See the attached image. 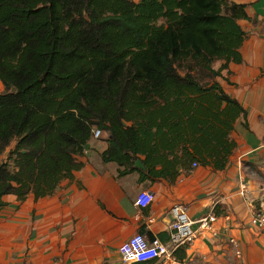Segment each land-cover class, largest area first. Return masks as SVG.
I'll return each instance as SVG.
<instances>
[{
	"label": "trees",
	"instance_id": "1",
	"mask_svg": "<svg viewBox=\"0 0 264 264\" xmlns=\"http://www.w3.org/2000/svg\"><path fill=\"white\" fill-rule=\"evenodd\" d=\"M246 6L0 0V207L71 178L96 127L108 136L104 161L131 165L161 148L222 168L233 142L220 103L234 102L212 63L239 60Z\"/></svg>",
	"mask_w": 264,
	"mask_h": 264
},
{
	"label": "crops",
	"instance_id": "2",
	"mask_svg": "<svg viewBox=\"0 0 264 264\" xmlns=\"http://www.w3.org/2000/svg\"><path fill=\"white\" fill-rule=\"evenodd\" d=\"M231 1L246 4L247 17L236 20L245 32L239 60L223 68L225 60L212 63L220 72L214 81L234 102L220 103L233 142L224 166L214 167L206 154V164L193 166L161 148L137 154L131 165L104 161L108 136L92 137L76 156L80 167L51 194L3 197L0 264H122L118 247L133 233L169 243L174 204L192 219L213 211L219 236L176 248L177 260L135 264H264V233L249 224L253 211L264 208V0ZM140 190L154 195L144 208L134 203Z\"/></svg>",
	"mask_w": 264,
	"mask_h": 264
},
{
	"label": "built area",
	"instance_id": "3",
	"mask_svg": "<svg viewBox=\"0 0 264 264\" xmlns=\"http://www.w3.org/2000/svg\"><path fill=\"white\" fill-rule=\"evenodd\" d=\"M101 136L100 128L92 129V137L99 138ZM193 166L197 163L193 162ZM243 193L247 194V190ZM154 195L148 190H140L135 197V205L144 208L147 207ZM261 206V205H260ZM172 221L170 223V240L168 244L161 243L158 239H147L143 234L136 232L130 235L127 239L122 241L118 247L122 264H135L156 260L160 257H167L174 259L173 251L176 248L190 244L196 237L208 236L215 238L219 236V232L215 226L217 216L213 211L197 218H190L181 205L174 204L170 211ZM141 213L135 215L136 220H140ZM148 221H151L149 218ZM249 224L257 227L264 233V208L263 206L254 210L250 215ZM227 230V228H224ZM229 243L237 246L236 238L229 237ZM237 257H241L239 249H235Z\"/></svg>",
	"mask_w": 264,
	"mask_h": 264
},
{
	"label": "rangeland",
	"instance_id": "4",
	"mask_svg": "<svg viewBox=\"0 0 264 264\" xmlns=\"http://www.w3.org/2000/svg\"><path fill=\"white\" fill-rule=\"evenodd\" d=\"M134 1H137V0H134ZM181 72H182V70H181ZM2 89H3V87H2V84L0 82V92L2 91Z\"/></svg>",
	"mask_w": 264,
	"mask_h": 264
},
{
	"label": "water",
	"instance_id": "5",
	"mask_svg": "<svg viewBox=\"0 0 264 264\" xmlns=\"http://www.w3.org/2000/svg\"><path fill=\"white\" fill-rule=\"evenodd\" d=\"M13 90H14V87L11 88V91H13Z\"/></svg>",
	"mask_w": 264,
	"mask_h": 264
}]
</instances>
